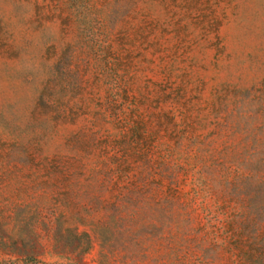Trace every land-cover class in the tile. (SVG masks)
<instances>
[{"label": "rangeland", "instance_id": "1", "mask_svg": "<svg viewBox=\"0 0 264 264\" xmlns=\"http://www.w3.org/2000/svg\"><path fill=\"white\" fill-rule=\"evenodd\" d=\"M0 264H264V0H0Z\"/></svg>", "mask_w": 264, "mask_h": 264}]
</instances>
